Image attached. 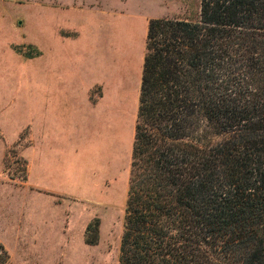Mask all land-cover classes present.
Returning a JSON list of instances; mask_svg holds the SVG:
<instances>
[{
	"label": "trees",
	"instance_id": "trees-1",
	"mask_svg": "<svg viewBox=\"0 0 264 264\" xmlns=\"http://www.w3.org/2000/svg\"><path fill=\"white\" fill-rule=\"evenodd\" d=\"M119 264H264V0L151 20Z\"/></svg>",
	"mask_w": 264,
	"mask_h": 264
},
{
	"label": "rangeland",
	"instance_id": "rangeland-1",
	"mask_svg": "<svg viewBox=\"0 0 264 264\" xmlns=\"http://www.w3.org/2000/svg\"><path fill=\"white\" fill-rule=\"evenodd\" d=\"M44 2L0 0V264H119L149 23L161 17L193 18L200 0H111L113 8L132 12L91 14L90 22L79 11L72 21H80L75 41L91 51L98 63L95 77L104 76L111 93L103 100L101 87L92 89L90 130H75L81 198L72 199L73 204L65 200L66 223L59 230L39 224L29 237L24 199L32 146L28 118L33 113L36 125L41 116L42 83L32 80V66L40 68L43 62ZM10 203L16 218L12 233L6 224Z\"/></svg>",
	"mask_w": 264,
	"mask_h": 264
},
{
	"label": "crops",
	"instance_id": "crops-1",
	"mask_svg": "<svg viewBox=\"0 0 264 264\" xmlns=\"http://www.w3.org/2000/svg\"><path fill=\"white\" fill-rule=\"evenodd\" d=\"M121 3L119 2L118 5L123 6ZM113 5L111 0L110 2L107 0H45L43 3V62L40 68L32 66V80L42 83L41 116L37 119V126L34 124L36 121L33 113V117L29 115L28 118L31 132L27 139L31 141L32 146L27 154L28 174L24 199L29 237L33 236V231L39 224L45 225L46 228L50 226L55 231L59 230L61 227L59 224L66 223L65 200L70 198V203L73 204L72 199L81 198L83 175L82 173L79 175V169L76 172L80 162H76L78 146L75 130H90L92 89L97 85L100 86L101 97L104 100L111 93V86H108L104 76L102 80L95 77V66L98 67V63L93 61L94 58L89 49L86 50L81 43L77 46L75 40L78 39L79 31L76 24L80 21L77 23L72 21L78 20L76 17L80 15L79 11L83 12L82 19L88 22L91 21L89 20L91 14L103 17L112 10L119 13L132 12L128 10V7L125 8L126 10L116 9ZM100 21L104 22L102 19L96 22ZM70 30L75 35L70 37L65 35ZM13 66L5 65L8 69ZM15 67L17 70L16 65ZM139 83L141 84L140 79L138 93L140 92ZM31 100L29 99V109L34 107V105L31 106ZM14 211L10 203L11 217L6 224H9L11 233L16 220L12 217L15 214ZM23 232L26 233L23 236L26 239L25 228Z\"/></svg>",
	"mask_w": 264,
	"mask_h": 264
}]
</instances>
